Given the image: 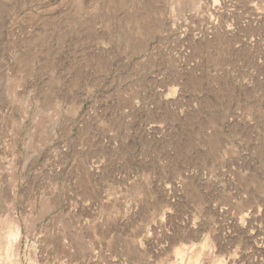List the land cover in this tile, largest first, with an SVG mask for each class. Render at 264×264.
<instances>
[{"label": "rangeland", "instance_id": "1", "mask_svg": "<svg viewBox=\"0 0 264 264\" xmlns=\"http://www.w3.org/2000/svg\"><path fill=\"white\" fill-rule=\"evenodd\" d=\"M16 230L20 264H264V0H0V264Z\"/></svg>", "mask_w": 264, "mask_h": 264}, {"label": "bare ground", "instance_id": "2", "mask_svg": "<svg viewBox=\"0 0 264 264\" xmlns=\"http://www.w3.org/2000/svg\"><path fill=\"white\" fill-rule=\"evenodd\" d=\"M16 238H17V230L14 233H12V235H11V241H10L11 244H10V250H9L10 251L9 254H11L10 256L12 258L11 260H13L11 262V264H20V259H19V255H18L19 249H17L18 243L16 241Z\"/></svg>", "mask_w": 264, "mask_h": 264}]
</instances>
